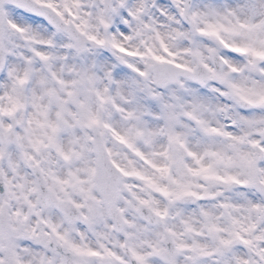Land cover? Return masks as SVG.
Listing matches in <instances>:
<instances>
[{
    "label": "snow or ice",
    "instance_id": "obj_1",
    "mask_svg": "<svg viewBox=\"0 0 264 264\" xmlns=\"http://www.w3.org/2000/svg\"><path fill=\"white\" fill-rule=\"evenodd\" d=\"M0 264H264V0H0Z\"/></svg>",
    "mask_w": 264,
    "mask_h": 264
}]
</instances>
